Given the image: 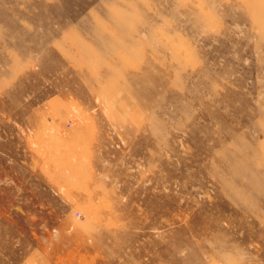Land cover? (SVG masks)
<instances>
[{
    "label": "rangeland",
    "instance_id": "obj_1",
    "mask_svg": "<svg viewBox=\"0 0 264 264\" xmlns=\"http://www.w3.org/2000/svg\"><path fill=\"white\" fill-rule=\"evenodd\" d=\"M264 264V0H0V264Z\"/></svg>",
    "mask_w": 264,
    "mask_h": 264
},
{
    "label": "crops",
    "instance_id": "obj_2",
    "mask_svg": "<svg viewBox=\"0 0 264 264\" xmlns=\"http://www.w3.org/2000/svg\"><path fill=\"white\" fill-rule=\"evenodd\" d=\"M39 255L36 257L30 258L32 264H49L50 260L43 254L42 251H39Z\"/></svg>",
    "mask_w": 264,
    "mask_h": 264
}]
</instances>
